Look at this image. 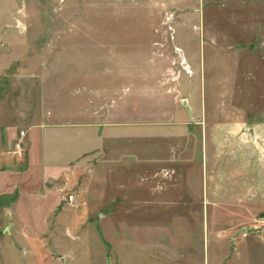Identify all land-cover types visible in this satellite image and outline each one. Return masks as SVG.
<instances>
[{
	"label": "rangeland",
	"instance_id": "rangeland-1",
	"mask_svg": "<svg viewBox=\"0 0 264 264\" xmlns=\"http://www.w3.org/2000/svg\"><path fill=\"white\" fill-rule=\"evenodd\" d=\"M225 143L264 171V0H0V264H205L225 202L141 178Z\"/></svg>",
	"mask_w": 264,
	"mask_h": 264
},
{
	"label": "crops",
	"instance_id": "crops-1",
	"mask_svg": "<svg viewBox=\"0 0 264 264\" xmlns=\"http://www.w3.org/2000/svg\"><path fill=\"white\" fill-rule=\"evenodd\" d=\"M241 132L243 131L241 130ZM249 133L251 137L255 134L253 130H249ZM203 150H206V154L211 155V163H207L206 167L203 166L202 175L196 172V174L191 173L187 177V174L179 173L180 179L183 178L179 179V182L167 185L166 180L162 182V177L148 172L141 178V191L154 195L160 191L161 196L172 195L174 192L179 196H189L190 201L225 202V210H215L211 216L212 218H225V222L222 223V226H216L221 227L222 232H212V239L209 234L207 236L208 241L211 239L212 246L208 241L205 243V264H264V238L253 229L257 217L262 214L257 213L259 211L255 213L256 207L259 209L261 202L264 201L261 149L251 145H228L225 143V146L222 147H204ZM216 160H222L221 168L214 162ZM148 165L149 168H154V166L151 167L152 163ZM176 166L178 169L181 168L179 164ZM195 169L197 170V167ZM158 174L160 175V172ZM188 178L190 181L187 180ZM179 196L170 200H181L182 197ZM160 197H157L156 200L160 201L162 199ZM150 200L148 198L143 203L150 202ZM182 200L188 201L187 198ZM151 215H155V213ZM179 215L188 217L197 216V213L190 211ZM151 247L155 248L152 244L146 251V246L143 245L141 256L143 264H149L153 256L155 257L149 251ZM157 249L160 247L158 246ZM134 264L137 263L134 262ZM192 264H196L195 261Z\"/></svg>",
	"mask_w": 264,
	"mask_h": 264
},
{
	"label": "built area",
	"instance_id": "built-area-1",
	"mask_svg": "<svg viewBox=\"0 0 264 264\" xmlns=\"http://www.w3.org/2000/svg\"><path fill=\"white\" fill-rule=\"evenodd\" d=\"M67 199L73 200L74 199V195L73 194H69L68 197H66ZM256 224L254 225L253 229L256 231V233H258L259 235H261L262 238H264V213L260 214L257 219H256Z\"/></svg>",
	"mask_w": 264,
	"mask_h": 264
}]
</instances>
